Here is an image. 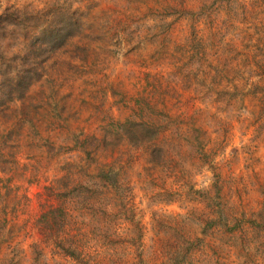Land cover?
Returning <instances> with one entry per match:
<instances>
[{
	"label": "rangeland",
	"instance_id": "rangeland-1",
	"mask_svg": "<svg viewBox=\"0 0 264 264\" xmlns=\"http://www.w3.org/2000/svg\"><path fill=\"white\" fill-rule=\"evenodd\" d=\"M6 10L0 264H264V0H0ZM50 24L74 32L29 53ZM23 66L36 76L20 94ZM102 183L106 218L49 228L68 189Z\"/></svg>",
	"mask_w": 264,
	"mask_h": 264
},
{
	"label": "trees",
	"instance_id": "trees-1",
	"mask_svg": "<svg viewBox=\"0 0 264 264\" xmlns=\"http://www.w3.org/2000/svg\"><path fill=\"white\" fill-rule=\"evenodd\" d=\"M10 19H13V17L10 14H7V10L3 14H0V31H3L4 24L10 21ZM60 22L61 26L66 23L65 21ZM72 25L73 23H70L69 27H71ZM57 26L59 25L50 24L47 28L43 29L35 38V42L32 43V47L29 50V53L34 54V51H41L46 54L48 51L60 47L64 43V41L69 38V36L74 32L72 31V29H69L65 31V33H62V30L65 29H59ZM42 46L45 49H43ZM21 69H24V73L17 75L18 80L15 83V87L21 90L20 94H22V91L25 90L33 80L29 74L36 76V69L32 67L23 66ZM103 176H106V174H100L99 177H96V180H98V182L104 181ZM103 183L101 185H97L98 188L96 189L82 186L68 189L66 191L67 195L65 202L61 201V205L51 207L52 209L48 210L44 215L49 228L53 229V226H59L60 222H63L67 219H73L74 212L79 213L83 211L92 215L93 217L96 216L98 218H106L107 213L109 212V208H111L113 205L111 204V201L104 197V194L111 191L113 192V190L111 189V187L103 185ZM74 191L76 193H74ZM79 196H85L81 202V206L76 208L75 210L71 209V202H73V200H75ZM119 204L122 205L120 201ZM209 224L211 225L212 223ZM212 225L215 233H223L222 227H220L219 225ZM242 232L243 229L238 230V233H240V235H242ZM65 253L76 260L80 259V253L77 247H72L70 245V247L65 250Z\"/></svg>",
	"mask_w": 264,
	"mask_h": 264
}]
</instances>
